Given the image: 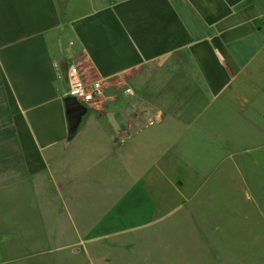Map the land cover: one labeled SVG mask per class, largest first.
I'll list each match as a JSON object with an SVG mask.
<instances>
[{
    "label": "crops",
    "instance_id": "crops-1",
    "mask_svg": "<svg viewBox=\"0 0 264 264\" xmlns=\"http://www.w3.org/2000/svg\"><path fill=\"white\" fill-rule=\"evenodd\" d=\"M229 117L264 125V0H0V264H182L178 167Z\"/></svg>",
    "mask_w": 264,
    "mask_h": 264
},
{
    "label": "rangeland",
    "instance_id": "rangeland-1",
    "mask_svg": "<svg viewBox=\"0 0 264 264\" xmlns=\"http://www.w3.org/2000/svg\"><path fill=\"white\" fill-rule=\"evenodd\" d=\"M227 119L203 138L202 166L178 167L184 201L164 237L176 262L264 264V125Z\"/></svg>",
    "mask_w": 264,
    "mask_h": 264
},
{
    "label": "built area",
    "instance_id": "built-area-1",
    "mask_svg": "<svg viewBox=\"0 0 264 264\" xmlns=\"http://www.w3.org/2000/svg\"><path fill=\"white\" fill-rule=\"evenodd\" d=\"M66 77L69 83V95L74 96L86 108L101 96L100 80L87 81L77 66H69ZM126 91L131 93L130 88H126Z\"/></svg>",
    "mask_w": 264,
    "mask_h": 264
},
{
    "label": "water",
    "instance_id": "water-1",
    "mask_svg": "<svg viewBox=\"0 0 264 264\" xmlns=\"http://www.w3.org/2000/svg\"><path fill=\"white\" fill-rule=\"evenodd\" d=\"M63 100L68 122V133L71 136L77 130L81 117L87 108L72 95L65 96Z\"/></svg>",
    "mask_w": 264,
    "mask_h": 264
}]
</instances>
